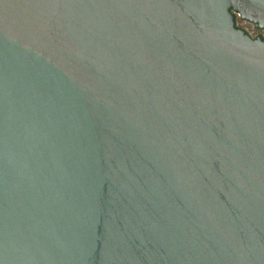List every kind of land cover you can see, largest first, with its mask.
<instances>
[{"label": "water", "instance_id": "water-1", "mask_svg": "<svg viewBox=\"0 0 264 264\" xmlns=\"http://www.w3.org/2000/svg\"><path fill=\"white\" fill-rule=\"evenodd\" d=\"M264 0H0V264H264Z\"/></svg>", "mask_w": 264, "mask_h": 264}, {"label": "rangeland", "instance_id": "rangeland-1", "mask_svg": "<svg viewBox=\"0 0 264 264\" xmlns=\"http://www.w3.org/2000/svg\"><path fill=\"white\" fill-rule=\"evenodd\" d=\"M235 21V26L244 31L246 34H248L249 36H253L255 33L256 34H260V31H257L256 28L251 25L249 22L245 23L243 22L238 16H236V18L234 19Z\"/></svg>", "mask_w": 264, "mask_h": 264}, {"label": "flooded vegetation", "instance_id": "flooded-vegetation-1", "mask_svg": "<svg viewBox=\"0 0 264 264\" xmlns=\"http://www.w3.org/2000/svg\"><path fill=\"white\" fill-rule=\"evenodd\" d=\"M243 22H245L244 20H242ZM247 23V22H245ZM251 24V23H250ZM253 25V24H251ZM257 31H260V34H254L253 36H249L248 34H245L248 35L251 39H254V40H261V41H264V29H259L256 25H253ZM236 27V26H235Z\"/></svg>", "mask_w": 264, "mask_h": 264}]
</instances>
